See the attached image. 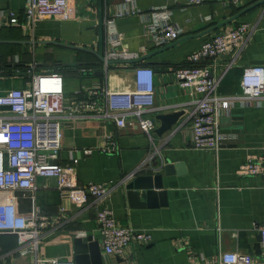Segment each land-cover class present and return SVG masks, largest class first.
<instances>
[{"label":"crops","instance_id":"0c3cea01","mask_svg":"<svg viewBox=\"0 0 264 264\" xmlns=\"http://www.w3.org/2000/svg\"><path fill=\"white\" fill-rule=\"evenodd\" d=\"M27 2L0 0V91L25 87L32 79L28 71L31 63L36 64V72L62 74L67 99L83 98L88 89L100 86L131 89L135 85L134 63L151 65L155 69L158 107L149 114L156 123L153 142L136 125L122 128L111 119L64 120L58 161L73 165L72 159L78 158L74 165L80 183H116L125 174L144 167L136 175L161 174L163 187L150 195L137 189L138 196L133 199L124 183L103 203H94L90 197L84 206L63 197L55 177L39 176L36 203L46 216L62 215L61 221L46 231L37 251L28 253L18 249L14 234H2L0 264H36L37 256L72 259L80 264L81 248L75 242L78 231L99 242L103 264H192L191 253L216 260L222 251L259 256L263 250L258 226L264 223V173L240 175L238 169L252 155L264 154V96L238 103L222 115L221 130L226 137L219 150L198 149L193 144L191 106L182 108L190 95L178 84L174 71L188 64L187 55L211 35L240 22L259 21L264 0H243L244 8L237 13L229 0H205L199 5H190L187 0H136L142 10L167 5L181 35L157 47L140 16H119L115 23L123 34L121 48L138 51L140 58L108 67L97 54L100 38L103 36L104 53L105 18L115 15L124 0H69L71 19L43 18L33 31L9 25L6 11L12 9L23 18ZM238 13L236 19L226 22ZM231 57L227 53L213 61L215 74L221 77V94L242 91L245 66H264L263 21L236 64L226 70ZM179 112L168 129L158 132L164 122L160 114ZM108 135L117 141V152L101 149ZM85 149L91 151L86 153ZM155 149L158 154L150 159ZM166 165H170L169 172ZM18 194L19 209L26 213L32 205L31 191ZM103 208L111 209L121 225L149 232L152 242H132L125 257L107 255L97 221V212ZM83 254L87 256L85 264H94L88 245Z\"/></svg>","mask_w":264,"mask_h":264},{"label":"built area","instance_id":"2783aa9c","mask_svg":"<svg viewBox=\"0 0 264 264\" xmlns=\"http://www.w3.org/2000/svg\"><path fill=\"white\" fill-rule=\"evenodd\" d=\"M205 0H187L190 5L202 4ZM237 7L243 0H229ZM9 25H20L33 31L43 18L71 19L69 0H28L23 18L8 9ZM138 15L146 32L157 47L176 41L181 35L180 27L172 20V10L167 5L153 6L142 10L136 0H124L115 15L105 18L106 47L104 66L115 62L137 61L138 51L121 48L123 34L115 20L119 16ZM264 22V10L257 22H240L222 32L211 35L196 50L186 57L188 64L175 69L178 84L187 90L190 99L182 108L191 106L189 118L192 122L193 144L198 149L219 150L226 137L221 130V117L238 103L258 101L264 96V66L247 65L241 78L242 91L234 94L219 93L221 77L215 74L213 61L227 53L232 57L226 70L236 64L254 32ZM31 63L28 71L31 81L25 87L0 91V236L12 233L17 237L18 249L22 253L37 251L39 244L51 226L60 223L62 215L46 216L36 203L35 190L39 176L55 177L63 197L84 206L92 197L94 203H103L120 184L132 179L136 171L125 174L114 182L78 181L73 165L58 161L62 147V124L70 119H111L119 127L136 125L147 133L153 142L155 121L149 116L156 111L155 69L148 64L134 63L135 85L131 89L115 90L106 86L87 90L83 98L65 97L63 75L56 71H35ZM101 149L117 152L118 143L108 135ZM91 149H85L90 152ZM158 154L155 149L150 159ZM144 166V165H142ZM240 175L264 173V154L252 155L238 169ZM31 191V209L22 213L19 209L18 191ZM97 221L102 234V245L107 255L125 257L132 242H152V235L132 226L121 225L109 208L99 209ZM262 240L259 256L239 251H222L218 259L208 260L191 253L192 264H264V223L258 226ZM77 237L87 236L78 231ZM36 264H76L72 259L36 257Z\"/></svg>","mask_w":264,"mask_h":264},{"label":"water","instance_id":"95a60500","mask_svg":"<svg viewBox=\"0 0 264 264\" xmlns=\"http://www.w3.org/2000/svg\"><path fill=\"white\" fill-rule=\"evenodd\" d=\"M244 12V11H243ZM241 12V13H243ZM241 13H238V15H235L228 19L226 22H231L234 19H236ZM100 47H99V52H97L98 56L101 57L104 60V53H103V36L100 38ZM183 112V111H182ZM181 113H172V114H160V118L163 119V126L160 127L158 132H162L170 127V125L174 122L175 118L179 116ZM169 167L170 165H166V172H169ZM127 188L129 189V196L131 198H136L138 196V191L139 190H145V194H155L156 189L162 188L163 183H162V175L157 174V175H144V174H139L135 175L132 179H130L127 182ZM163 193V192H161ZM75 242L79 247L81 248V253L79 254L78 258L80 259V264H85V260L87 256H84L83 251L86 250V246L88 245L91 249L92 255L94 254V264H103L102 260H100V255H99V242L94 241L93 236L88 235V236H83V237H76Z\"/></svg>","mask_w":264,"mask_h":264},{"label":"trees","instance_id":"16d2710c","mask_svg":"<svg viewBox=\"0 0 264 264\" xmlns=\"http://www.w3.org/2000/svg\"><path fill=\"white\" fill-rule=\"evenodd\" d=\"M243 8H244V6H239V7L236 6V8H235V12L237 13V12H239V11H240L241 9H243ZM99 65H100V63H99ZM5 67H8V66L5 65L4 68H5ZM1 73H2V72L0 71V74H1ZM3 73H4V72H3Z\"/></svg>","mask_w":264,"mask_h":264}]
</instances>
